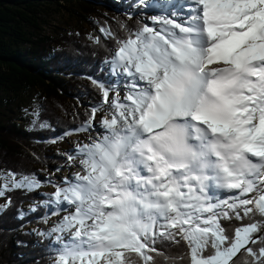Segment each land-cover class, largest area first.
<instances>
[{"label":"snow or ice","instance_id":"1","mask_svg":"<svg viewBox=\"0 0 264 264\" xmlns=\"http://www.w3.org/2000/svg\"><path fill=\"white\" fill-rule=\"evenodd\" d=\"M151 19L117 40L118 79L93 81L112 114L94 124L93 107L85 124L105 134L75 149L84 174L54 194L72 208L51 230L54 264H154L181 241L189 264H264V0H169Z\"/></svg>","mask_w":264,"mask_h":264},{"label":"trees","instance_id":"2","mask_svg":"<svg viewBox=\"0 0 264 264\" xmlns=\"http://www.w3.org/2000/svg\"><path fill=\"white\" fill-rule=\"evenodd\" d=\"M145 9L146 4L138 0H0V172L44 186L57 185L51 170L64 166L69 155L60 145L86 125L94 106L103 104L102 90L93 81L110 84L117 40L144 24ZM65 16L78 26L86 25L93 36L80 27L49 33L54 20ZM103 27L110 29L112 37L100 31ZM33 93L40 97L39 103L31 110V126H26L22 111ZM42 173L49 175L44 178ZM5 196L8 205L0 212V264H54L60 248L55 240L58 233L50 226L54 197L22 188L6 190ZM27 204L30 209H25ZM259 219L255 214L222 223L226 234H231L236 227ZM251 246L255 251L264 245ZM157 247L163 255L153 254L154 264H169L165 257L178 256L184 257L179 264H189L183 241ZM250 262L255 264L245 254L237 264Z\"/></svg>","mask_w":264,"mask_h":264},{"label":"rangeland","instance_id":"3","mask_svg":"<svg viewBox=\"0 0 264 264\" xmlns=\"http://www.w3.org/2000/svg\"><path fill=\"white\" fill-rule=\"evenodd\" d=\"M147 4V9H145L141 15H145V22L144 24H149L150 26H154L152 23V17L162 15L158 12L159 9H162L164 7V10L167 5H169V0H141L140 2ZM163 6V7H162ZM78 27H80L84 33L90 35L91 37L93 34L91 33L90 29L86 25L78 26V22L76 20L71 19L68 16L65 17H59L58 19L54 20L51 27L48 28V32L51 33L56 29V31H62V32H68V30L74 29L76 30ZM116 72H119V69L117 68L115 70ZM118 78L114 73L109 75V83L111 84L113 81H116ZM114 96V93L110 91V97L111 100ZM124 96V92H120L121 99ZM39 96L37 93H33L31 99H29L25 106L23 107L22 115L24 118H26V122L24 125L31 126L34 113L31 112L32 108L37 107L39 103ZM112 109H110L109 104L103 103L101 107L97 109L95 121L94 124H99L101 121V118H111ZM105 134L103 129L93 127L91 129L87 128V125L83 128L74 131L71 133L66 139L62 141V144L60 145L61 150L69 151V155H73L74 159L72 161L66 162V164L62 167H54L51 171L52 174L55 177L56 186H44L41 182L36 181V187L33 188H27L22 187V189L26 190H34L37 193H48L51 194L54 198L53 201H55V193L63 189L65 187H68L69 183L73 181L74 176L79 173L81 175L84 174V169L82 168L80 164V160L82 157L75 155V149L82 146L89 144L90 142L97 141L100 139V137ZM100 136V137H99ZM59 169V171H57ZM49 175L48 173H42V177H46ZM28 179V178H27ZM22 180H25V177L14 175L10 172H0V188L4 191V195L0 196V212L6 208L8 205V199L5 196L6 190L16 189L14 186V182H20ZM32 180V179H28ZM56 187V188H55ZM232 194V193H229ZM249 196H254L256 193L248 194ZM243 198V197H242ZM55 208V215L53 216L51 220V227L54 228L56 225L60 224L63 220V218L70 214L72 211V208L69 207L68 210H64L65 206L58 207L57 204L54 202L52 204ZM31 205L27 204L25 205V209H30ZM32 230L35 232H39V229H36L35 227H32ZM56 235L55 233L52 235ZM58 235H60L58 233ZM63 238L67 240L69 238V234L65 233L63 234Z\"/></svg>","mask_w":264,"mask_h":264},{"label":"bare ground","instance_id":"4","mask_svg":"<svg viewBox=\"0 0 264 264\" xmlns=\"http://www.w3.org/2000/svg\"><path fill=\"white\" fill-rule=\"evenodd\" d=\"M163 7V6H162ZM168 8H169V5L166 6L165 10H164V7L162 9H159L158 12L161 13V14H165L167 11H168ZM103 118V117H102ZM101 118V120H102ZM100 137V136H99Z\"/></svg>","mask_w":264,"mask_h":264}]
</instances>
